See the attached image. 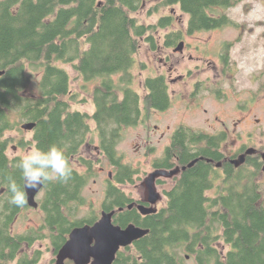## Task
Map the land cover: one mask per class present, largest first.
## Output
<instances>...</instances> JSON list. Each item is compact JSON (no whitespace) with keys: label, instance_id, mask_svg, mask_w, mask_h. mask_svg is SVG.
Listing matches in <instances>:
<instances>
[{"label":"trees","instance_id":"16d2710c","mask_svg":"<svg viewBox=\"0 0 264 264\" xmlns=\"http://www.w3.org/2000/svg\"><path fill=\"white\" fill-rule=\"evenodd\" d=\"M149 1L0 0V70L5 71L0 75V264H36L40 251L30 257L24 251L27 244L33 246L37 239L50 236L56 255L75 227L98 220L95 211L84 217L79 214L87 204L83 191L96 175L97 163L102 168L106 161L114 177L107 181L105 209H117L114 222L122 227L135 223L149 229L134 245L122 248L113 264H188V255L194 264H264V188L258 179L264 174V144H253L260 152L248 155L236 167L222 150L226 132L214 135L181 125L164 154L152 163L153 168L167 169L187 165L164 187L168 201L146 215L128 207L136 199L119 185L135 183L141 170L126 163L119 152L123 130L173 102L165 74L147 76L144 94L133 86L132 69L143 42L157 49L156 32L174 21L172 14L162 15L156 23L140 19L138 14ZM240 1L156 0L148 14L178 5L189 15L187 32L192 34L223 27L229 20L225 14L216 15L217 9ZM184 37L182 30H173L164 35V45L176 47ZM230 56L229 49L221 55L225 72L232 70ZM62 63H71L85 82H96L93 113L73 107L78 94ZM33 78L38 91L34 96L26 93ZM213 92L224 96L219 88ZM92 120L99 137L98 162L81 154L94 131ZM29 121L36 123L31 139L22 128ZM14 129L22 134L8 135ZM14 143L45 151L56 146L73 169L66 183L45 184L39 201L44 214L39 232L13 231L17 215L30 207L9 203L10 179L23 184L19 168L23 157L8 154ZM220 161L222 166H216ZM167 180L159 178V183ZM216 240L228 244V250L213 248Z\"/></svg>","mask_w":264,"mask_h":264},{"label":"rangeland","instance_id":"374dc122","mask_svg":"<svg viewBox=\"0 0 264 264\" xmlns=\"http://www.w3.org/2000/svg\"><path fill=\"white\" fill-rule=\"evenodd\" d=\"M155 2L156 0L149 1L141 9L138 14L140 19L156 23L162 15L172 14L174 21L169 27L159 28L156 32L160 38L157 49L143 42L132 69L135 76L133 86L144 94L143 82L147 76L165 74L173 102L170 108L153 110L146 120L123 130L119 152L126 163L141 170L136 174L135 183L121 186L134 198L142 196V182L148 173L154 170L153 160L164 154L172 142L174 131L181 125L214 135L226 132L227 139L222 150L227 155L238 154L240 149L254 146L253 144H264V0H241L236 6L218 8L216 15L225 14L229 20L227 24L192 34L187 32L189 15L178 5L148 14ZM173 30H182L184 33L185 43L182 51H175V46L164 45V35ZM225 48L229 49L231 55L232 70L227 72L224 71L225 65L221 61ZM62 66L69 71L72 90L78 94V101L73 103V107L93 113L95 104L92 100V89L96 82H85L71 63H62ZM214 88L221 89L224 96L218 97L213 92ZM26 93L33 96L38 94L35 78L31 80ZM91 122L94 131L89 134L81 154L98 162L99 137L94 129V121ZM21 134L22 132L16 129L8 132V135L15 137ZM24 134L28 139L33 136L31 130H25ZM32 148L35 146L14 150L11 146L8 154L10 157L24 156ZM75 164L85 170L80 164ZM110 170H113V167L108 161L102 171L97 163L96 175L90 179L83 191L87 204L81 207L79 217L88 215L90 211L99 215L102 200L106 197ZM258 179L264 188V174ZM171 183L172 179L167 180L165 187L168 188ZM162 188H158L159 192ZM42 197L43 192L37 200L40 201ZM43 215L41 208L29 207L22 210L13 223V231L19 234L33 230L41 231ZM53 247V242L48 236L37 239L33 246L27 244L24 251L34 257L39 250L36 264H53ZM188 264H194V260L191 258Z\"/></svg>","mask_w":264,"mask_h":264},{"label":"water","instance_id":"95a60500","mask_svg":"<svg viewBox=\"0 0 264 264\" xmlns=\"http://www.w3.org/2000/svg\"><path fill=\"white\" fill-rule=\"evenodd\" d=\"M184 43V41H181L175 47V51H182ZM4 73V70H0V75ZM35 126L36 123L31 121L22 124V128L25 130H32ZM258 152H260L259 149L254 146H249L244 152L235 157H231L230 162L236 167H239L246 162L248 155H253ZM261 156L264 161V151H261ZM208 160L212 161V159ZM196 161L197 159L189 163L188 166H192ZM222 164L223 162L220 161L216 163V166L220 167ZM186 168L187 165H179L171 169L156 168L152 171L142 183L150 206L137 204L139 211L142 214L157 212V203L161 199V194L157 187L158 178H173ZM262 170L264 171V163ZM44 186L38 191L29 190L28 205L30 207H39L37 194ZM134 204L131 203L129 208L133 207ZM119 210H122V208ZM116 212L117 210L111 212L105 211L102 217L93 224L75 227L70 232L68 240L59 249L54 264H66L67 259L73 260L75 264H113L121 248L130 246L133 242L149 232V229L138 226L135 223H131L126 227L114 223L113 218Z\"/></svg>","mask_w":264,"mask_h":264},{"label":"clouds","instance_id":"9594fccd","mask_svg":"<svg viewBox=\"0 0 264 264\" xmlns=\"http://www.w3.org/2000/svg\"><path fill=\"white\" fill-rule=\"evenodd\" d=\"M19 168L23 184L18 185L14 179H10L8 190L11 193L9 203L21 209L28 204L29 190L38 191L49 182L66 183L73 172L67 157L56 146L46 151L32 148L19 161Z\"/></svg>","mask_w":264,"mask_h":264},{"label":"flooded vegetation","instance_id":"af4514ba","mask_svg":"<svg viewBox=\"0 0 264 264\" xmlns=\"http://www.w3.org/2000/svg\"><path fill=\"white\" fill-rule=\"evenodd\" d=\"M168 80V79H167ZM32 131V130H31ZM172 137H173V135H172ZM27 148V147H29V145L28 146H20L19 145V143H17L16 145H13L12 146V149H14V150H17L18 148ZM31 147V146H30ZM98 150H99V148H98ZM241 150V149H240ZM245 151V150H244ZM260 151V150H259ZM240 154V152L237 154V155H239ZM236 155V154H235ZM16 156H21V155H15L14 157H16ZM229 157V160H230V158L231 157H233L234 155L233 154H231V155H228ZM23 157V156H22ZM153 169H156V168H153ZM100 170L102 171V170H104V167H102V168H100ZM108 176H109V178H108V180L109 179H113V170H110L109 172H108ZM168 180L169 179H173V178H167ZM143 183V182H142ZM167 184V182L166 183H164V184H160L159 183V179L157 180V187L159 188V187H163L162 189H161V191H162V193H161V191H160V194H161V199L158 201V203H157V207H158V210H160L161 208H162V206L168 201V197L165 195V193H164V185H166ZM123 185H125V184H120L119 186L121 187V186H123ZM108 186V185H107ZM122 188V187H121ZM158 191H159V189H158ZM44 193V188L37 194V197L39 196V194H41V193ZM126 194H127V196H130V197H132L129 193H127L126 192ZM141 197L140 198H135L136 199V201L134 202L135 204H134V206L138 209V207H137V204H144V205H147V206H150V203L148 202V200H147V197H146V194L144 193V191L141 193ZM106 199H107V189H106V197L102 200V207H101V210H100V213H99V215H98V213L96 212V215L99 217V219L102 217V215H103V212H105V211H107L106 209H105V201H106ZM129 205L130 204H128V207H129ZM113 210H117V209H113ZM113 210H110V211H107V212H111V211H113ZM119 210V209H118ZM138 211H139V209H138ZM142 214V213H141ZM144 215V214H143ZM146 215V214H145ZM98 219V220H99ZM98 220H96V221H98ZM95 221V222H96ZM131 224V223H130ZM128 226V225H127ZM134 243L135 242H133V244H131L130 246H132V245H134ZM212 247L213 248H215V249H217V250H220V252H226L227 250H228V248H229V245L228 244H226L225 242H223L222 240H216V241H214L213 243H212ZM122 249V248H121ZM120 249V250H121ZM58 254V253H57ZM57 254H56V256H54V259L53 260H56V257H57ZM191 258H190V255H188L187 256V260L189 261ZM70 259H67L66 260V264H69L68 263V261H69ZM72 262H73V260H71ZM55 262V261H54ZM54 262H53V264H54ZM75 264V263H74Z\"/></svg>","mask_w":264,"mask_h":264}]
</instances>
